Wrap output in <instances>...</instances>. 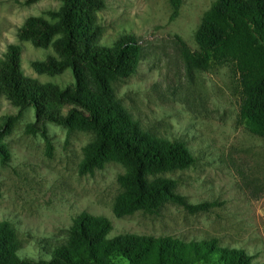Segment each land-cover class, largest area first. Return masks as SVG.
<instances>
[{"label":"rangeland","instance_id":"374dc122","mask_svg":"<svg viewBox=\"0 0 264 264\" xmlns=\"http://www.w3.org/2000/svg\"><path fill=\"white\" fill-rule=\"evenodd\" d=\"M217 0H182L171 19L170 0H105L97 13L102 25L99 43L113 47L123 34L137 40V71L112 84L117 103L161 141H181L196 156L195 165L163 175L178 180V194L187 203H215L209 212L189 213L167 203L159 214L136 211L121 218L114 206L126 190L119 177L127 173L122 160L110 154L105 168L80 175L79 166L95 135L48 123L52 155L46 140L28 131L35 109L20 111L0 96V143L10 160L0 157V222L8 221L22 242L21 257L48 259L56 246L67 244L69 230L81 213L105 216L110 237L122 233L171 236L185 241L218 239L221 246L244 249L264 264V137L241 121L242 93L232 63L208 70L193 65L199 49L197 31ZM59 0H0V59L10 43L22 45V69L42 83L65 86L63 74H40L34 61L56 55L52 47L21 42L18 30L31 16L59 11ZM188 47V49L186 48Z\"/></svg>","mask_w":264,"mask_h":264},{"label":"trees","instance_id":"16d2710c","mask_svg":"<svg viewBox=\"0 0 264 264\" xmlns=\"http://www.w3.org/2000/svg\"><path fill=\"white\" fill-rule=\"evenodd\" d=\"M39 0H25L26 5ZM59 11L29 16L18 30L21 42L38 48L52 47L56 55L34 61L40 74L56 76L67 70L74 81L65 86L42 83L22 69V45L10 43L0 59V96H6L22 112L35 109L36 121L28 125L40 134L52 155L48 123L93 133L85 150L80 175L105 168L108 157H119L127 173L119 177L126 193L114 206L121 218L136 211L159 214L167 203L189 213L209 212L215 203L190 204L178 194V180L163 175L195 165L196 156L181 141H161L143 132L140 123L117 103L112 84L137 71V40L121 35L109 47L99 43L102 25L97 13L105 0H59ZM173 4L171 19L180 14L182 0ZM199 49L193 65L208 70L230 62L242 93L241 121L255 135L264 137V0H217L197 31ZM188 49V47H186ZM189 50V49H188ZM2 163L10 160L7 145L0 143ZM1 196V189H0ZM112 222L105 216L78 215L69 230L67 244L56 246L48 259L21 257L22 242L8 221L0 222V264H257L244 249L221 246L218 239L185 241L122 233L110 237Z\"/></svg>","mask_w":264,"mask_h":264}]
</instances>
